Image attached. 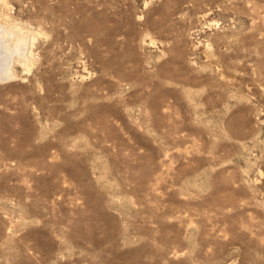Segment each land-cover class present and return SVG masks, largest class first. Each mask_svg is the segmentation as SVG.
<instances>
[{"label": "rangeland", "instance_id": "1", "mask_svg": "<svg viewBox=\"0 0 264 264\" xmlns=\"http://www.w3.org/2000/svg\"><path fill=\"white\" fill-rule=\"evenodd\" d=\"M0 26L27 45L0 264H264V0H0Z\"/></svg>", "mask_w": 264, "mask_h": 264}, {"label": "bare ground", "instance_id": "2", "mask_svg": "<svg viewBox=\"0 0 264 264\" xmlns=\"http://www.w3.org/2000/svg\"><path fill=\"white\" fill-rule=\"evenodd\" d=\"M16 34L23 35V32H17L16 29H7L0 26V79L4 80L13 77L11 64L14 59L19 62H27L26 40L17 37L16 46L12 48V40ZM17 35V36H18Z\"/></svg>", "mask_w": 264, "mask_h": 264}]
</instances>
